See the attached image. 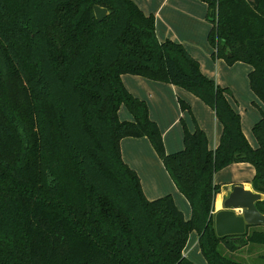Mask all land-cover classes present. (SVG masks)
<instances>
[{"label":"trees","instance_id":"16d2710c","mask_svg":"<svg viewBox=\"0 0 264 264\" xmlns=\"http://www.w3.org/2000/svg\"><path fill=\"white\" fill-rule=\"evenodd\" d=\"M200 1L212 57L249 64L264 103V0ZM95 5L108 11L101 21ZM123 74L192 91L221 125L218 145L209 149L196 124L184 126L182 149L166 153ZM229 94L181 43L159 41L154 15L133 0H0V264H196L183 255L192 229L207 264H250L236 253L264 246V225L218 237L213 176L248 162L252 188L264 194V114L252 147ZM121 105L132 120L119 119ZM127 136L149 140L190 205L188 219L170 194L144 195L121 156ZM256 207L264 214V199Z\"/></svg>","mask_w":264,"mask_h":264},{"label":"crops","instance_id":"0c3cea01","mask_svg":"<svg viewBox=\"0 0 264 264\" xmlns=\"http://www.w3.org/2000/svg\"><path fill=\"white\" fill-rule=\"evenodd\" d=\"M133 1L145 14L154 15L155 31L159 41L170 39L177 43H181L186 48V50L192 55V57H194L199 62L201 71L207 77L214 79L211 76L212 71H209L208 69L204 68V62L205 59H207L206 55L210 54V50L211 54L213 51L212 47H209L208 45L207 35L211 24L207 18L208 9L205 2L200 0ZM121 79L124 86L132 95L148 103V112L150 115L149 117L157 123L162 134V139L165 142L167 153L176 152L182 149L183 147L171 148L170 139H167L165 134V131H167V129L170 128L173 124H176L177 121V117L173 119V112H175L173 96L178 95V92L180 91L179 88L174 84L150 80L132 74H123L121 76ZM217 79L218 81H215V79L214 81L220 86H223L219 83L220 81L218 77ZM223 87L228 88L227 86ZM181 94L182 96H185V98H188L193 101L192 98L187 96L188 94ZM178 99L180 98L178 97ZM169 103L172 105L173 111L171 106L168 105ZM232 106L236 109V111H238L233 104ZM202 108L207 113L208 119L205 122H201L200 128L202 130H206L209 133L212 129L213 140L212 144L208 145V148L214 149L219 143L221 125L216 120L213 109H211L208 105L207 108ZM118 116L120 120L133 119L132 115L128 113V110L124 105L120 106L118 110ZM242 131L244 135H246L245 137L248 142H250L249 144L252 147H256V139L255 143L252 140L250 141L245 131V128H243ZM175 142L178 146V139L175 138ZM120 150L123 161L128 164L129 167L134 169L138 174L142 190L144 192V195L148 199H156L166 194H170L177 207L179 209L180 207H182V209H184L185 211V203L183 200H185L186 198L183 196L182 193L177 190L176 186L172 182V179H170L168 173H166V171L162 169V163L160 159H158L155 150L153 149L152 145L146 137H124L120 140ZM229 167L237 169V172L235 170L232 171V175H229L228 173V175L225 177L220 176L219 180H215L214 177V182L220 184V189L222 191L221 194H223V198L230 191L231 186L233 184H241L244 188L254 191L251 185V179L254 176L255 171L254 167L250 163L234 162L222 169L225 170ZM244 169H246L247 171L246 176H244V174L241 172ZM221 194L219 192L216 196L213 212L218 209H221L220 207H217L215 205L217 199L221 200ZM236 212L239 213V210H236ZM190 214L188 217H190ZM188 217L185 218L188 219ZM183 255L189 258V254L185 252V248L183 250Z\"/></svg>","mask_w":264,"mask_h":264},{"label":"rangeland","instance_id":"374dc122","mask_svg":"<svg viewBox=\"0 0 264 264\" xmlns=\"http://www.w3.org/2000/svg\"><path fill=\"white\" fill-rule=\"evenodd\" d=\"M208 45L209 47H211L209 42H208ZM206 56H207V59H205L204 68L208 69L209 71H212L211 76L215 79V81H218L217 79L218 77L220 81L219 83L223 86L228 87L229 92H230L229 94L230 102L237 108V110L241 114L242 129L245 128V131L249 137V140L250 141L252 140L255 143V137L252 134L251 127L253 126V124H255V122H257V120H259V118L261 117V114H264V103L254 94V92L252 91L250 87L248 73L251 69V66L242 61H236L232 64H228L222 58L215 57L216 59H214V57H212L211 55V50H210V54H207ZM176 86L181 91V92L180 91L178 92V95L173 96V99H174L173 104L175 108V112H173L174 113L173 119L177 117V121H176V124H173L170 128L167 129V131H165L166 138L170 139L171 148L183 147L182 139H183L184 126L189 131H192L194 130L196 124L200 127L201 122H205L208 119L207 113L202 108V107L207 108V104L189 89H186L178 85ZM181 93L188 94L187 96L192 98L193 101H191L188 98H185V96H182ZM178 97L180 99H178ZM180 100L184 102L183 109H181ZM146 104L148 106L147 102ZM168 105L171 106L172 111H173L172 105L170 103ZM128 113H130L129 110H128ZM203 131L207 138V145L212 144V140H213L212 139V129L210 133L204 129ZM175 138L178 139V142H179L178 146L176 145ZM163 147H164L165 152L167 153L164 140H163ZM158 159H160L159 156H158ZM160 161L162 163V169H164V171L168 173L161 159ZM232 169H233L232 167H229V168H226L225 170L223 169L218 170L214 173L213 178L215 177V180H219L220 176L225 177L228 175V173L229 175H232V171H235V170L237 172V169H233V170ZM241 172L244 174V176H246V173H247L246 169L242 170ZM221 192L222 191L220 189V194ZM220 198L221 200L217 199V202L215 205L217 207L222 208L221 202L223 200V194H221ZM183 201L185 203V211L184 209H182V207H180V209L182 210L183 215L187 218L190 214L189 203L187 202L186 199ZM218 202H219V205H217ZM185 252L189 254V258L194 263L207 264L206 260L204 259L201 253L200 247L197 243L195 229H192L188 235L187 242L185 245ZM262 253H264V246L262 247L256 246V247H248V248L244 247L241 251H238L236 253L239 257L243 259L237 258V257L236 258L238 260H241L243 262H247L250 264H260V263H264V260H261L260 258H258L257 255L262 254Z\"/></svg>","mask_w":264,"mask_h":264},{"label":"water","instance_id":"95a60500","mask_svg":"<svg viewBox=\"0 0 264 264\" xmlns=\"http://www.w3.org/2000/svg\"><path fill=\"white\" fill-rule=\"evenodd\" d=\"M93 11L98 21L108 14L106 8L97 5L93 7ZM263 199L264 194L246 189L241 184H233L222 200V208L213 212L216 235L234 239L243 235L249 226L264 225V214L256 207V202Z\"/></svg>","mask_w":264,"mask_h":264},{"label":"bare ground","instance_id":"6f19581e","mask_svg":"<svg viewBox=\"0 0 264 264\" xmlns=\"http://www.w3.org/2000/svg\"><path fill=\"white\" fill-rule=\"evenodd\" d=\"M221 204H222V202H221ZM217 205H219V202L217 203Z\"/></svg>","mask_w":264,"mask_h":264}]
</instances>
